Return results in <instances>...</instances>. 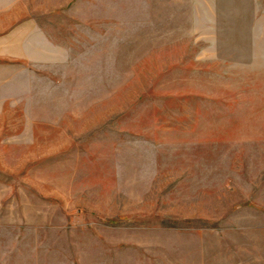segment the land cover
I'll return each instance as SVG.
<instances>
[{
	"label": "rangeland",
	"instance_id": "1",
	"mask_svg": "<svg viewBox=\"0 0 264 264\" xmlns=\"http://www.w3.org/2000/svg\"><path fill=\"white\" fill-rule=\"evenodd\" d=\"M0 264H264V0H0Z\"/></svg>",
	"mask_w": 264,
	"mask_h": 264
}]
</instances>
